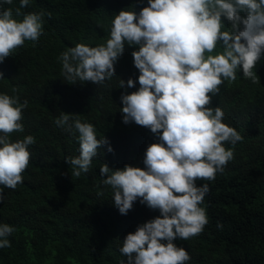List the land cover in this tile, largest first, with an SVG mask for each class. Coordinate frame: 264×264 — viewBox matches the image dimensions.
<instances>
[{"label": "trees", "instance_id": "16d2710c", "mask_svg": "<svg viewBox=\"0 0 264 264\" xmlns=\"http://www.w3.org/2000/svg\"><path fill=\"white\" fill-rule=\"evenodd\" d=\"M19 3L13 0L7 5L0 0L3 8H16ZM146 5L147 0H30L22 10L46 13L42 34L38 41L26 40L3 61L0 94L27 101L21 120L24 131L11 133L10 139L15 142L32 135L35 143L28 148L31 157L22 174L23 183L16 189L0 185V225L15 228L7 237L11 246L0 248V264H120L126 259L119 249L132 233L129 227L136 230L159 216L158 210L139 199L121 215L112 202V188L102 183L105 177L99 171L104 163L112 170L126 164L143 168L150 144L147 139L157 138L134 122L124 124L118 116L121 94L139 87L138 83L135 88L119 87L120 79L135 81L139 75L131 55L138 46L125 44L123 55L114 64L111 83L115 88H103L100 100L93 98L102 83L69 84L59 59L78 43L105 45L112 20L121 9L138 13ZM221 23L222 32L232 31L226 18ZM221 52L223 43L219 47L217 43L205 55ZM253 73L255 82L237 68L232 93L225 96L223 86L215 96L210 94L208 107L222 110L223 105L222 122L243 139L234 146L225 143V148H233L234 159L223 173L212 181L196 182L209 188L201 205L208 223L199 235L173 241L189 253L191 259L185 264H264V53ZM62 112L93 124L97 139L104 136L107 140L89 171L78 178L65 162L66 157L79 155L78 133L73 129L69 134L57 126L55 120Z\"/></svg>", "mask_w": 264, "mask_h": 264}, {"label": "clouds", "instance_id": "9594fccd", "mask_svg": "<svg viewBox=\"0 0 264 264\" xmlns=\"http://www.w3.org/2000/svg\"><path fill=\"white\" fill-rule=\"evenodd\" d=\"M12 2L3 0L7 5ZM29 4L30 0H20L16 8L0 6L1 68L16 48L26 40L38 41L42 34L46 13H24ZM222 17L231 23V32L221 31ZM126 43L138 46L131 55L139 75L135 81L120 79L119 87L135 88L137 83L139 87L121 94L118 116L126 125L134 122L147 128L158 139H147L150 144L144 152L143 168L126 164L112 170L104 163L99 171L105 177L102 183L111 186L112 202L121 215L139 199L158 210L159 216L136 230L129 227L132 233L125 236L119 249L126 259L120 264H185L191 259L189 253L173 241L199 235L208 223L201 205L209 188L196 182L212 181L217 173H223L234 159L233 148H225V143L234 146L243 139L235 128L222 122L223 105L222 110L208 105L211 95L223 86L225 96L232 93L237 68L256 81L253 69L264 53V0H147L138 13L121 9L112 20L105 45L78 43L61 53L65 80L69 84L102 83L93 98L100 100L103 88H115L111 83L114 64ZM217 43L218 47L223 43V52L206 56ZM26 107L27 101L21 103L18 96L0 94V185L9 189L23 183L22 174L31 157L28 148L35 143L32 135L15 142L10 139L11 133L24 131L21 120ZM55 123L69 134L73 129L78 133L79 155L65 158L78 178L89 171L107 140L104 136L97 139L93 124L69 113L62 112ZM14 231L11 225H0V248L11 246L7 237Z\"/></svg>", "mask_w": 264, "mask_h": 264}]
</instances>
